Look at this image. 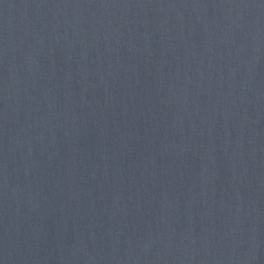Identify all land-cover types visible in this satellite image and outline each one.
<instances>
[{"label":"water","instance_id":"95a60500","mask_svg":"<svg viewBox=\"0 0 264 264\" xmlns=\"http://www.w3.org/2000/svg\"><path fill=\"white\" fill-rule=\"evenodd\" d=\"M0 264H264V0H0Z\"/></svg>","mask_w":264,"mask_h":264}]
</instances>
